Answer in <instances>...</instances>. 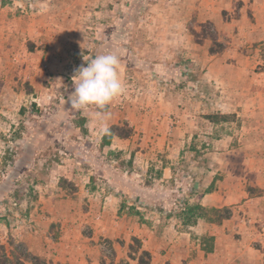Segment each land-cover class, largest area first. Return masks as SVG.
<instances>
[{"label": "rangeland", "instance_id": "1", "mask_svg": "<svg viewBox=\"0 0 264 264\" xmlns=\"http://www.w3.org/2000/svg\"><path fill=\"white\" fill-rule=\"evenodd\" d=\"M213 42L223 51L211 54ZM106 51L119 56L124 81L107 120L118 133L130 131L122 151L97 150L106 134L95 108L74 111L65 103L75 71ZM217 115L228 121L206 119ZM134 148L146 149V159L130 153ZM107 164L136 168L137 184L150 183L155 226L166 216L158 212L179 205L164 194L193 195L188 211L170 215L174 228H153L158 235L195 233L189 228H212L209 222L264 228V0H0V228L36 226L44 188L54 207L77 212V228H100L94 222L102 207L112 219L98 170ZM165 166L172 168L167 179ZM210 192L226 204L199 207L196 198ZM129 201L127 195L121 202L126 220L142 219ZM122 230L116 239L97 236L103 264H130V257L138 264L142 240ZM4 236L0 244L11 257L19 249L26 264H48Z\"/></svg>", "mask_w": 264, "mask_h": 264}, {"label": "crops", "instance_id": "2", "mask_svg": "<svg viewBox=\"0 0 264 264\" xmlns=\"http://www.w3.org/2000/svg\"><path fill=\"white\" fill-rule=\"evenodd\" d=\"M124 119L128 121V118ZM118 121L112 122L110 125L117 124ZM146 130V126L142 127L141 132L146 133ZM130 138L131 136L125 139L113 137L108 145H99L97 150L102 152L122 151L127 149ZM131 152L138 154L139 157L143 156L144 159L148 154L144 148H134V150H130ZM90 163L89 161L88 171L92 168ZM145 167L147 166L145 165ZM120 168L109 164L103 167L99 166L100 176L103 180L106 179L110 192L106 193L104 197L106 200L111 201L113 205L111 209L106 208L108 209L106 210L107 213L112 211L111 220H108L110 214H108V217L102 216L104 215V207H102L101 215L95 216L94 227H100L99 230L92 228L94 229L92 232L89 230L84 232V228H77L79 224L76 223L73 217V214L77 212L70 215L68 210L57 209L56 204L54 207L55 198L53 193L44 188L39 191L38 201H36V207L40 203H44L43 207H40L41 214L37 213L36 226L15 229L0 228V240L3 239L4 234L5 236L9 235L11 240L21 242L27 252L35 258L45 260L48 264H101L102 250L96 241L97 236L101 235L102 240L116 239L124 231L122 228H130L129 232H133V235L141 238L143 249L150 254V264H216V259L220 264H264V228H221V226L217 228L209 222L208 224L212 228H199V224H197V227L189 228L195 230V233L184 230L176 231V234L170 232L168 234H156L153 228H167L169 230L174 228L169 224V221L176 216V211H179L177 216H181L185 210L188 211L192 207L188 201H191L189 198L193 195L183 196L177 193V190H174L177 193L175 195L164 194L163 200L165 202L168 203V200L171 203L176 201L179 205H176V209H171V206L167 205L165 211L158 212L162 215L166 214V216L163 218L161 225L157 221L155 226L151 217L154 200L153 187L150 183H144L142 186L137 184L139 180L136 182L135 179L136 168H133L130 173L122 172ZM171 174V166L162 168L164 179L170 178ZM88 181H91V179H88ZM47 186L51 187L50 184ZM196 186L199 188L200 184H196ZM85 192L88 200L93 199L95 195L93 189L85 187ZM127 195L130 197L129 204L135 206L134 209L131 208L130 210L142 211L140 212L142 219L129 215V219L126 220L127 213H124L125 206L121 205V202ZM77 201L79 200L77 199ZM196 201L201 208L222 207L226 204L222 202L221 196L215 192L203 194L202 197H197ZM78 208L76 204L73 209L76 211ZM128 209L126 208V210ZM171 214H174L172 215L174 217H170ZM166 218L171 219L167 221V226H164ZM81 221L84 223L83 218H81ZM58 223H60V228H58ZM54 225L55 228H53ZM201 229L204 230L203 236ZM205 231L208 232L205 234ZM234 235H239L236 237V241L233 239ZM210 240H212L211 243H209ZM205 242L208 243V247H206ZM119 247H116V249H119ZM234 251L235 253H233ZM234 255L235 257L232 258ZM188 257L192 260L188 261ZM131 263L135 264V261L130 260Z\"/></svg>", "mask_w": 264, "mask_h": 264}, {"label": "clouds", "instance_id": "3", "mask_svg": "<svg viewBox=\"0 0 264 264\" xmlns=\"http://www.w3.org/2000/svg\"><path fill=\"white\" fill-rule=\"evenodd\" d=\"M87 66H80L73 76L74 91L65 103L74 111L90 107L103 134L109 133V106L123 94L124 81L119 74L120 58L113 51L101 52L89 58Z\"/></svg>", "mask_w": 264, "mask_h": 264}, {"label": "trees", "instance_id": "4", "mask_svg": "<svg viewBox=\"0 0 264 264\" xmlns=\"http://www.w3.org/2000/svg\"><path fill=\"white\" fill-rule=\"evenodd\" d=\"M221 51H223V46L217 42H213L212 46L210 47L209 52L211 54H218ZM229 117L226 115H217V116H206V119L208 120H214V121H222V122H226L228 121ZM117 127H110L109 128V133L106 134L105 136H103L104 138H102V145H108L111 141V139L113 137H118L120 139H125L128 138L130 136V131L126 132L124 134L122 133H118L117 132ZM204 210V209H203ZM205 211V210H204ZM211 212H219V210H215L212 209ZM228 217V216H226ZM215 222V221H214ZM221 222L220 219L217 220V224H219ZM212 240L209 241V243H211ZM16 255L14 257H11V255L8 254V252L6 251L5 247L3 245L0 244V264H26L27 263V258L21 254V251L19 249H15ZM144 258H146L147 260H149L150 258V254L143 250L141 252V256L139 258H137V263L138 264H149L148 262H146L144 260ZM131 260H134L135 258L130 257ZM33 258L29 259L30 262H32ZM119 264H128L127 261H121Z\"/></svg>", "mask_w": 264, "mask_h": 264}]
</instances>
